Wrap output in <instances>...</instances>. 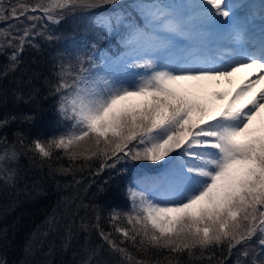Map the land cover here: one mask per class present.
<instances>
[{
	"label": "snow or ice",
	"instance_id": "1",
	"mask_svg": "<svg viewBox=\"0 0 264 264\" xmlns=\"http://www.w3.org/2000/svg\"><path fill=\"white\" fill-rule=\"evenodd\" d=\"M119 2L0 0V24L11 21L0 28V55L7 59L0 79L17 70L37 37L58 39L49 25ZM140 11L143 26L125 23L121 14L94 21L101 39L120 37L122 63L138 71L119 74L99 51L87 56V67L79 57L75 70L61 64L53 92L69 127L34 139L28 151L50 168L67 159V167L55 166L62 175L95 162L97 173L125 161L160 164V174L128 187V210L112 211L109 222L121 239L100 230L124 264H182L185 255L201 264H227L233 255L235 264H264V4L259 33L248 18L249 0H187ZM180 38L190 43L182 46ZM243 69L252 71L239 84L211 91L232 86ZM10 119H0V127ZM4 153L12 162L20 155L14 145ZM5 155L0 181L14 185L16 170L4 167ZM71 238L69 227L65 249ZM86 252L82 264H107L95 259L99 249ZM140 253L147 258L138 259Z\"/></svg>",
	"mask_w": 264,
	"mask_h": 264
},
{
	"label": "trees",
	"instance_id": "2",
	"mask_svg": "<svg viewBox=\"0 0 264 264\" xmlns=\"http://www.w3.org/2000/svg\"><path fill=\"white\" fill-rule=\"evenodd\" d=\"M161 1L175 3V0ZM156 2L120 0L118 5L94 10L95 14L78 12L59 25H49L58 39L37 37L34 40L37 47H25L17 70L0 79V119L15 117L0 127V155H5L4 150L12 145L20 153L15 162L7 155L4 160L7 170H16L15 184L0 181V259L7 264H82L87 257L86 249H99L96 260L124 264L118 254L111 252L100 230L111 232L117 241L121 239L109 222L112 211L128 210L127 184L137 174L152 171L160 164L125 161L114 169L97 173L99 164L95 162L92 168L62 175L55 171V166L63 163L67 167V159L53 162L50 168L48 163L41 165L39 156L28 151L27 146L36 138L47 140L69 127L70 122L61 120L57 114L58 98L53 92L59 66L71 64L75 70L79 57L87 67L86 58L93 51L108 57L123 46L118 35L99 37L100 29L94 23L98 16L121 14L125 23L142 26L140 6ZM7 23L0 24V28ZM92 44L97 48L93 49ZM12 51L6 49L7 53ZM6 64V56L0 55V72ZM27 115L34 118L26 120ZM69 227L72 238L65 249ZM216 251L219 255V249ZM136 255L138 259L147 258L142 253ZM235 259L233 255L227 264H235ZM181 260L182 264H201L190 261L186 255Z\"/></svg>",
	"mask_w": 264,
	"mask_h": 264
},
{
	"label": "rangeland",
	"instance_id": "3",
	"mask_svg": "<svg viewBox=\"0 0 264 264\" xmlns=\"http://www.w3.org/2000/svg\"><path fill=\"white\" fill-rule=\"evenodd\" d=\"M236 3H238V1H235ZM175 3L177 4V5H179V4H182V3H187V0H175ZM188 43H190V41H186V40H183V42H182V46H186ZM119 54H124V56H125V49H123L121 52H119L118 53V55ZM123 56V57H124ZM117 57V55H111V56H109V58H111V60H112V62H113V65H114V67H115V69H116V71L119 73V74H121V75H127V76H132L134 73H136L138 70H135V69H133V68H126L127 66L126 65H124V63H122V57L121 58H116ZM228 88H225V85H223V86H221L220 88H218V89H211V91H225V90H227ZM160 172H161V167L160 168H158V170L157 171H155V172H153V173H149V174H146V175H144V176H141V177H139V178H137L133 183H131L130 185H134V183L136 182V181H138V180H143L144 179V177H154V176H157L158 174H160ZM129 185V186H130ZM128 186V187H129ZM140 187L141 188H147L148 187V185H147V182H144V183H141V185H140ZM128 189V188H127Z\"/></svg>",
	"mask_w": 264,
	"mask_h": 264
},
{
	"label": "bare ground",
	"instance_id": "4",
	"mask_svg": "<svg viewBox=\"0 0 264 264\" xmlns=\"http://www.w3.org/2000/svg\"><path fill=\"white\" fill-rule=\"evenodd\" d=\"M235 1H238V3L240 2V0H234V2ZM261 4H264V0H249V6H250V9H251V12L254 13V15H251L252 18L254 17V18L258 19V20L261 19V16H260V5ZM244 70L245 69H243L241 71H244ZM233 81H234V84L232 86H229V85H227L225 83L224 84L225 88L234 87L236 84L240 83V80L233 79ZM214 89L216 90V88H214Z\"/></svg>",
	"mask_w": 264,
	"mask_h": 264
}]
</instances>
